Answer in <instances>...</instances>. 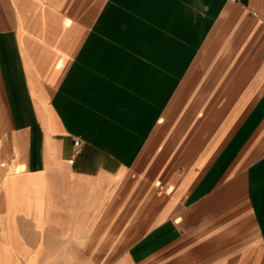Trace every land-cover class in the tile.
<instances>
[{
    "label": "crops",
    "instance_id": "0c3cea01",
    "mask_svg": "<svg viewBox=\"0 0 264 264\" xmlns=\"http://www.w3.org/2000/svg\"><path fill=\"white\" fill-rule=\"evenodd\" d=\"M0 264H264V0H0Z\"/></svg>",
    "mask_w": 264,
    "mask_h": 264
},
{
    "label": "built area",
    "instance_id": "2783aa9c",
    "mask_svg": "<svg viewBox=\"0 0 264 264\" xmlns=\"http://www.w3.org/2000/svg\"><path fill=\"white\" fill-rule=\"evenodd\" d=\"M82 145V139L79 137H74V147L75 149H79Z\"/></svg>",
    "mask_w": 264,
    "mask_h": 264
}]
</instances>
